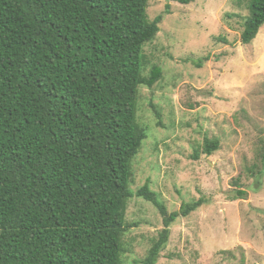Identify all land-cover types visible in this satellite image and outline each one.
I'll return each mask as SVG.
<instances>
[{"label": "trees", "instance_id": "16d2710c", "mask_svg": "<svg viewBox=\"0 0 264 264\" xmlns=\"http://www.w3.org/2000/svg\"><path fill=\"white\" fill-rule=\"evenodd\" d=\"M147 6L0 0V264H123L133 160L146 139L137 122L138 87L162 78L143 54L163 18L150 20ZM263 26L264 0H248L241 44L250 45ZM218 148V140L202 145L207 155ZM260 161L256 178L264 148ZM134 194L162 218L138 262L156 264L171 225L206 201L168 213L150 181ZM245 197L236 188L232 199Z\"/></svg>", "mask_w": 264, "mask_h": 264}, {"label": "rangeland", "instance_id": "374dc122", "mask_svg": "<svg viewBox=\"0 0 264 264\" xmlns=\"http://www.w3.org/2000/svg\"><path fill=\"white\" fill-rule=\"evenodd\" d=\"M147 15L163 17L143 47L162 78L138 87L146 139L133 160L123 264H138L163 227L157 209L134 194L146 181L168 213L206 201L171 225L156 264H264V172L255 176L264 148V26L241 44L248 0H148ZM205 139L219 142L211 155ZM236 188L245 199H232Z\"/></svg>", "mask_w": 264, "mask_h": 264}]
</instances>
